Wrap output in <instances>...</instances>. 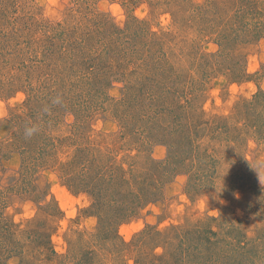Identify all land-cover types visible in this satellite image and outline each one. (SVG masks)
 Wrapping results in <instances>:
<instances>
[{"label":"trees","instance_id":"16d2710c","mask_svg":"<svg viewBox=\"0 0 264 264\" xmlns=\"http://www.w3.org/2000/svg\"><path fill=\"white\" fill-rule=\"evenodd\" d=\"M122 1L130 9L148 2L150 16L155 6L178 16L181 25L199 23L200 39L214 40L220 48L216 52L202 51L197 42L200 39H193L191 43L183 41L186 45H180L177 55L167 52L166 38L153 30L151 19H140L133 12L123 27L101 12L99 18L90 19L92 32L82 33L81 27L71 29L60 24L61 29L50 21L42 27L44 18L36 17L34 0H0V53L4 51L11 58L34 59L37 68L47 77L39 78L40 86L28 83L27 119L14 116L16 127L22 129L15 136L17 145H14L23 164L18 181L10 188L13 196L34 194L38 185L28 182L29 175L48 165L56 155L48 151L52 144L55 148L67 145L65 140L51 142L48 138L46 126L57 116L48 109L55 92L53 84L60 86V93L73 90L110 93L115 81L120 80L122 97H109L115 100L111 110L122 121L124 131L142 142L136 143L139 146L136 156L118 160L113 156L114 149L106 152L89 145L85 142L87 136L78 132L80 139L73 143L76 153L64 163L63 175L73 191L93 197L98 227L95 231H82L77 239H71V253L60 255L51 232L46 231H39L37 237L24 245L18 238L16 223L4 211L12 197L0 191V264H9L12 257L24 254L26 246L34 247L31 254L36 260L27 258L30 263L25 264H104L108 256L121 264L129 253L136 254L141 261L145 258L144 264H259L254 260L264 256V224L253 238L248 236L245 220L241 218L218 222L217 217H209L211 223L217 224L201 219L188 227L171 225L160 229L148 225L131 241L120 236L118 227L138 217L155 201L158 192L179 175H190L188 187L194 184L190 190L206 186L209 180L201 173L209 174L212 149L201 150L200 141L208 139L225 144L231 158L238 157L251 139L264 146L263 90L253 98L237 101L230 115L208 116L201 105L207 85L215 78L226 76L231 83L249 78L245 62L236 61V57L245 60L238 51L240 45L264 39V0ZM45 28L44 35L38 36ZM170 53L183 62L171 63ZM182 67H187L188 72L196 70L198 74L184 79ZM60 72L85 78L79 83V79L61 77ZM17 80L25 79L18 77ZM15 86L19 90L23 85ZM154 142L168 146L167 158L156 159L143 148ZM206 165L210 167L205 168ZM244 169L254 170L249 161ZM249 183L256 200L250 202L248 198V210L259 214L264 221V187H260L253 175L249 176ZM41 209L49 218H59L58 212L62 213L51 202L41 205ZM40 221L44 228H54L53 219ZM102 251H105L103 260L100 259ZM253 253L252 259L249 256Z\"/></svg>","mask_w":264,"mask_h":264},{"label":"rangeland","instance_id":"374dc122","mask_svg":"<svg viewBox=\"0 0 264 264\" xmlns=\"http://www.w3.org/2000/svg\"><path fill=\"white\" fill-rule=\"evenodd\" d=\"M34 1L37 3V9H33L37 13L36 17L44 18L41 22L42 27L47 26V22L50 21L61 29L60 24L71 29L81 27L80 32L82 33L92 32L91 27L93 26H90V19L96 16L99 18L100 12L105 14L106 18L108 16L112 22L123 27L128 17L131 16L129 13L133 12V16L140 19H151L153 30L166 38V51L169 50L175 55L180 53V45H186L185 41L191 43L193 39L201 37L198 32L199 23L181 25L178 23L180 20L178 16L169 12L164 13L165 10L156 9L155 6L150 16L151 4L148 2L130 9L124 6L122 0ZM46 30L47 28L43 29L37 35H44ZM161 32L167 34L163 35ZM197 42L202 51L216 52L220 48L214 40L200 39ZM238 51L244 55L245 60L238 56L236 61L245 62L243 63L250 76L240 83H231L226 76H220L208 84L204 91L206 98L201 103L208 116L230 115L234 112V105L237 101L243 98H253L259 91H264V39L240 45ZM173 54L170 53V57ZM175 55L171 57L170 60H173L171 63H179V61L182 63L183 61ZM40 69L37 68L36 61L32 58H24V56L11 58L4 51L0 53V191L12 197L4 211L16 223L20 236L18 238L24 245L28 240L37 237L39 231L51 232L56 251L60 255H65L71 253V239H77L76 237L82 231H95L98 227V217L94 214L96 206H94L93 197L84 192L73 191L66 184L63 175L66 167L64 163L73 158L76 153L77 147L73 143L76 139H80L77 136L78 132L87 136L85 142L89 145L98 146L106 152L114 149L113 156H117L118 160L136 156L139 153V146L136 143L142 142L133 139L134 137L124 131L122 121L111 110V104L115 100L112 101L109 97L115 99L122 97L120 80L115 81V86L110 93H76L75 90L70 93H60V86L53 84L55 92L51 95L48 109H51L57 116L51 124L46 126L48 138L51 142L65 140L67 145L55 148L52 144L48 151L56 155L51 158L48 165L29 175L28 182L34 183V186L38 185L34 194L27 197L13 196L10 188L18 181L19 170L23 164V158L14 140L16 135L22 133V129L16 127L14 116H24L27 119L25 116L26 101L30 94L28 83L40 86L39 78H47ZM182 69L183 74H186L183 76L184 79L198 74L196 70L188 72L187 67L186 69L182 67ZM69 73L71 72L66 74L60 72L61 77L76 81L79 79V83L85 78ZM18 77H23L25 80L17 82ZM55 78L58 81L60 76L57 75ZM18 83L23 85L19 90L15 86ZM56 96L59 97L58 100L54 99ZM200 143L201 150L212 149L209 174L201 173L204 179L209 180L205 183L206 186L190 190V186L194 187V184L188 187L190 175L187 177L182 174L175 177L158 192L155 201L147 205L138 217L119 225L118 231L124 240H133L148 225H154L160 229H166L171 225L188 227L201 219L209 224H217L214 221L211 223L209 217H217L218 222L241 218L245 220L248 236L256 237L264 221L259 214L248 210V198H251L250 202L256 200V194L250 188L249 176L253 175L260 187H264V146H259L251 139L248 146L242 147L238 157L231 158L226 153L225 144L209 142L208 139ZM143 148L148 149V154L156 159H165L168 156V146L165 143L154 142ZM143 148L141 153L145 150ZM246 159L251 163L253 172H246L244 169L248 162ZM209 167V165L205 166V168ZM47 202H51L54 208L57 206L60 209L62 213L58 212L59 218L46 216L41 205ZM262 203L264 205V201ZM41 219H47V222L53 219L54 228H44L45 225L41 224ZM33 248V246H26L24 254L12 257L9 264L30 263L28 259L35 261L36 257L31 254ZM104 254L105 251H102L100 259L103 260ZM20 257L23 258L22 262ZM249 257L253 259L254 253ZM137 261L141 259L136 254L129 253L123 257L121 264H144L145 258L144 260L142 258L139 263ZM254 261L264 264V256ZM103 262L104 264H117L118 261H113L108 256Z\"/></svg>","mask_w":264,"mask_h":264},{"label":"clouds","instance_id":"9594fccd","mask_svg":"<svg viewBox=\"0 0 264 264\" xmlns=\"http://www.w3.org/2000/svg\"><path fill=\"white\" fill-rule=\"evenodd\" d=\"M181 199H185L184 197H181Z\"/></svg>","mask_w":264,"mask_h":264}]
</instances>
